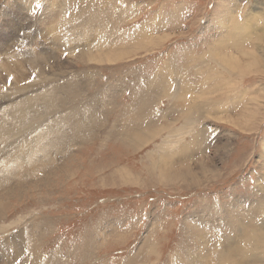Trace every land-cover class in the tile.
I'll return each instance as SVG.
<instances>
[{
	"label": "rangeland",
	"instance_id": "rangeland-1",
	"mask_svg": "<svg viewBox=\"0 0 264 264\" xmlns=\"http://www.w3.org/2000/svg\"><path fill=\"white\" fill-rule=\"evenodd\" d=\"M0 37V264H264V0H0Z\"/></svg>",
	"mask_w": 264,
	"mask_h": 264
},
{
	"label": "bare ground",
	"instance_id": "bare-ground-1",
	"mask_svg": "<svg viewBox=\"0 0 264 264\" xmlns=\"http://www.w3.org/2000/svg\"><path fill=\"white\" fill-rule=\"evenodd\" d=\"M49 1V0H48ZM54 1V0H53ZM57 3V2H56ZM55 3V4H56ZM48 4V3H47ZM54 4V5H55ZM50 6V5H49ZM55 7V6H54ZM52 9V8H51ZM58 9V8H57ZM61 9V8H60ZM59 9V10H60ZM55 11V10H54ZM46 13V12H45ZM50 13V12H49ZM53 13V12H52ZM47 15V14H46ZM56 16V15H55ZM58 16V15H57ZM54 18V17H53ZM55 19V18H54ZM57 19V18H56ZM83 19V18H82ZM53 20V19H52ZM34 21V20H33ZM36 21V20H35ZM32 22V21H31ZM30 23V22H29ZM16 24V23H15ZM39 24H41V23H39ZM42 25V24H41ZM83 25V24H82ZM85 25V24H84ZM55 26V25H54ZM69 26H74V24H70ZM88 26V25H87ZM89 28V27H88ZM20 29V28H19ZM33 29V28H32ZM44 29V28H43ZM68 29V28H67ZM80 29V28H79ZM91 29V28H90ZM36 30V29H35ZM78 30V29H77ZM18 31V30H17ZM46 31V30H45ZM56 29L55 28H53V29H51V33H53V36L56 34ZM37 32H38V30H37ZM48 33V32H47ZM71 33V32H70ZM66 34V33H65ZM35 34H34V32L32 31V30H30L29 32H28V36H27V38H29L30 39V37H31V39H35V36H34ZM76 35H78V34H76ZM138 35V34H137ZM70 36V35H69ZM68 36V37H69ZM74 36H75V34L74 33H71V36H70V42H72L73 40H74ZM15 37V36H14ZM1 38V37H0ZM43 38V37H42ZM45 38V37H44ZM76 38V37H75ZM66 39H67V37H66ZM86 39H87V37H86ZM76 40V39H75ZM78 40V39H77ZM260 40V39H259ZM262 40V39H261ZM260 40V41H261ZM39 41V40H38ZM54 41V40H53ZM79 41V40H78ZM82 41V40H81ZM85 41V40H84ZM95 41V40H94ZM31 42V41H30ZM29 43V42H28ZM103 43V42H102ZM31 44V43H30ZM33 44V43H32ZM36 44H39V43H36ZM70 44H72V43H70ZM9 45V44H8ZM47 45V44H46ZM82 45V44H81ZM86 46V45H85ZM32 47V46H31ZM42 47V46H41ZM78 47V46H77ZM92 47H94V46H92ZM138 47V46H137ZM40 48V47H39ZM39 48H34V50L31 52V53H38V51H39ZM80 48V47H79ZM95 48V47H94ZM94 48H92V49H94ZM68 49V48H67ZM104 50H106V49H104ZM94 52V51H93ZM96 52V51H95ZM94 54H96V53H93V55ZM52 55V54H51ZM90 55V57H91V54H89ZM92 55V56H93ZM81 56V55H80ZM19 57H21V55L19 56ZM45 57V56H44ZM85 57V55H83V56H81V58H84ZM101 57V56H100ZM111 57V56H110ZM34 58H35V54H34ZM81 58L79 59L80 61H81ZM98 59H99V57H97ZM102 58V57H101ZM2 59V58H1ZM71 59V58H70ZM95 59V58H94ZM78 60V59H77ZM93 60V59H92ZM104 60V59H103ZM26 61V60H25ZM105 61V60H104ZM19 62V61H18ZM54 62V61H53ZM57 62V61H56ZM81 63V62H80ZM10 66V65H9ZM6 70H7V68H6ZM24 70V69H23ZM22 72H24V71H22ZM9 73V72H8ZM70 75V74H69ZM66 77V76H65ZM208 78V77H207ZM20 79V78H19ZM210 80V79H209ZM49 81H54V80H49ZM19 82V81H18ZM25 83V82H24ZM48 83V81L45 83V85ZM55 84V83H54ZM200 84H201V82H200ZM5 86V85H4ZM18 86V85H17ZM23 86H24V84H23ZM16 87V86H15ZM19 87V86H18ZM210 87V86H209ZM9 89H10V87H8ZM206 88V87H205ZM47 89V88H46ZM174 89V88H173ZM7 90V89H6ZM209 90V89H208ZM207 90V91H208ZM27 92V91H26ZM52 92V91H51ZM21 94V93H20ZM22 95V94H21ZM26 95V94H25ZM17 96H20V95H18L17 94ZM40 96V95H39ZM178 96V95H177ZM43 97H45V98H43ZM24 98V97H23ZM21 99H22V97H21ZM37 99V98H36ZM40 100H42L43 102L45 101V104H44V106L42 107V109L40 110V111H37V110H35V111H37V113H43V114H48V113H53L55 116H57V117H61L62 115H64V117H65V120H69V119H71L70 117H72L73 115H77V116H83V117H93L94 115L93 114H89V115H86V113L84 112V111H79V110H73V109H69V110H67V112H66V114H65V112H64V110H62V109H56V107H55V104L57 103V101L55 100L54 102L53 101H51L52 99H51V97H50V93H47L45 96H42V97H40L39 98ZM44 99V100H43ZM12 100H13V97H12ZM33 100V99H32ZM38 100V99H37ZM170 100V99H169ZM9 101V100H8ZM18 101V100H17ZM33 101H35V100H33ZM167 101V100H166ZM74 104V103H73ZM73 104H71V105H73ZM40 105V104H39ZM199 105L201 106V107H207L208 108V105H209V103L208 102H205V99L203 100V102L202 101H198V102H196V106H197V110H195L194 112H191V113H197V111H198V109H201V107L199 108ZM23 106V105H22ZM33 106V105H32ZM26 108V107H25ZM35 109V108H34ZM43 110V111H42ZM59 110H62V112H60ZM66 110V109H65ZM202 110V109H201ZM94 112H96V110L94 111ZM198 112H200V115H202L204 112L203 111H198ZM215 112V111H214ZM1 113H3V112H1ZM188 113V112H187ZM217 113V112H216ZM220 113V112H219ZM6 114V113H5ZM22 114V113H21ZM0 115H2V114H0ZM190 115V114H189ZM15 116V115H14ZM224 116V115H223ZM222 116V117H223ZM3 117V116H2ZM16 117H18V118H20L21 119V117H20V115L19 114H17L16 115ZM218 117H219V115H218ZM28 118V117H27ZM35 118H37V117H35ZM6 119V118H5ZM25 120V119H24ZM30 120H31V118H30ZM188 120V119H187ZM5 121V120H4ZM29 121V120H28ZM230 121V120H229ZM27 122V121H26ZM231 122V121H230ZM0 126H1V124H0ZM18 126H20V124L18 125ZM40 127H41V125H39ZM46 126V125H45ZM12 127V126H11ZM55 126L53 125V127L52 128H54ZM8 128V127H7ZM15 129V128H14ZM38 130V129H37ZM116 130V129H115ZM132 130V129H131ZM90 131H92L91 129H83V130H80V129H75L74 130V133L75 134H77L76 136L79 138V134H82V135H85V136H87L89 133H90ZM140 131V130H139ZM29 132V131H28ZM47 132H54V131H50V130H48ZM73 133V132H72ZM28 134V133H27ZM35 134V133H34ZM130 134V133H129ZM24 135V134H23ZM40 135H41V137H43V136H45V134H44V132L43 133H40ZM26 136V135H25ZM28 136L29 135H27V138H28ZM31 136V135H30ZM36 136V135H35ZM74 136V135H73ZM72 135L68 138V139H65V138H63V137H55V138H53L52 140H49V141H47V143L49 144V143H51V144H49V146L48 147H43L42 149H40L39 150V148L37 147V146H35V145H32L31 146V144L29 143L26 147H24L23 149H22V157L20 156V155H17V156H20L19 158H18V160L14 163V166H12V167H14L15 169H17L20 173H27L26 172V170L29 172V168L31 169V170H35L36 168V166H38V164L35 166V167H33L31 164H33V163H42V161H46V159H49L50 160V162H49V164L51 165V166H53V161H52V159H51V156H55V152H54V149H53V146H54V144H55V142H59V143H65V142H68V141H70V139H71V137H73ZM40 137V140H39V142H42V138ZM33 138H34V136H33ZM206 138V137H205ZM17 139V138H16ZM19 139V138H18ZM18 139L16 140V143H18ZM20 140H21V138H20ZM23 140V139H22ZM21 140V141H22ZM30 140H32V139H30ZM82 140V139H81ZM20 141V142H21ZM27 141V140H26ZM1 142V141H0ZM19 142V143H20ZM23 142H25V141H23ZM13 143H14V140H13ZM28 143V142H27ZM26 142H25V144H27ZM32 143V142H31ZM34 143H37L36 141L34 142ZM34 143H32V144H34ZM61 144V145H62ZM71 144H74V143H71ZM12 145V144H11ZM20 145H21V143H20ZM24 145V144H23ZM66 145V144H65ZM68 145V144H67ZM1 146V145H0ZM22 146V145H21ZM47 146V145H46ZM7 147V146H6ZM10 147V146H9ZM14 147H15V144H14ZM13 148V147H12ZM17 148H18V144H17ZM17 148H16V150H17ZM71 148V147H70ZM74 148V147H73ZM3 149V148H2ZM11 149V148H10ZM21 149V148H20ZM9 150V149H8ZM15 150V149H14ZM15 150V151H16ZM61 150H62V148H61ZM21 151V150H20ZM57 151V150H56ZM8 152V151H7ZM17 152V151H16ZM37 152H39V153H41V155H39ZM1 153H3V151L1 152ZM55 153V154H54ZM19 154V153H18ZM64 155V154H63ZM17 156H16V158H17ZM8 159V158H7ZM48 160V161H49ZM5 161H6V159H5ZM28 165H30V167L28 168ZM3 166V165H2ZM6 167V166H5ZM40 167V166H39ZM38 167V168H39ZM47 167V166H46ZM50 167V166H49ZM64 167V166H63ZM35 168V169H34ZM2 170V168H0V171ZM8 170L10 171L9 173H11V167H10V169L8 168ZM13 170V169H12ZM7 171V170H6ZM6 171H5V173H6ZM14 172H15V170H13ZM37 171V170H36ZM43 171V170H42ZM67 171V170H66ZM13 172V173H14ZM12 173V174H13ZM16 173V172H15ZM20 173H18V175L20 176ZM30 173V172H29ZM34 173V172H33ZM32 173V174H33ZM7 174V173H6ZM5 175V174H4ZM14 175V174H13ZM23 175V174H22ZM30 175V174H29ZM6 176V175H5ZM14 176H16V175H14ZM8 177L10 178V175H8ZM12 177V176H11ZM25 177H27V176H25ZM3 179H5V178H3L2 177V179H1V177H0V182H4L3 181ZM8 179V178H7ZM6 180V179H5ZM9 180H11V179H9ZM25 180V179H24ZM31 180H32V178H31ZM14 181V180H13ZM17 181V180H16ZM20 181H22V180H20ZM26 181V180H25ZM6 182H7V180H6ZM31 182V181H30ZM8 183V182H7ZM11 184H12V182H10ZM21 183V182H20ZM5 184V183H4ZM22 184H24V183H22ZM2 185V184H1ZM7 185V184H6ZM15 185V184H14ZM19 185V184H18ZM40 185V184H39ZM10 186V185H9ZM8 186V187H9ZM41 186V185H40ZM3 187H4V185H3ZM2 187V188H3ZM6 187V186H5ZM8 187H6L7 189H8ZM20 187V186H19ZM14 188V187H13ZM23 189V188H22ZM21 189V190H22ZM0 190H2V189H0ZM13 190V189H12ZM7 191V190H6ZM11 192H13V191H11ZM6 195H7V193H6ZM12 195V194H11ZM19 195H20V193H19ZM16 196V195H15ZM5 197V196H4ZM20 198V197H19ZM224 256H226L227 257V255H224ZM226 257H223V258H226ZM231 257H234V255L233 254H231ZM230 257V258H231ZM243 259H245V254L243 255V257H242V259H241V261H240V264L242 263V260ZM237 264V263H236Z\"/></svg>",
	"mask_w": 264,
	"mask_h": 264
},
{
	"label": "snow or ice",
	"instance_id": "snow-or-ice-1",
	"mask_svg": "<svg viewBox=\"0 0 264 264\" xmlns=\"http://www.w3.org/2000/svg\"><path fill=\"white\" fill-rule=\"evenodd\" d=\"M37 7H39V5H37Z\"/></svg>",
	"mask_w": 264,
	"mask_h": 264
}]
</instances>
